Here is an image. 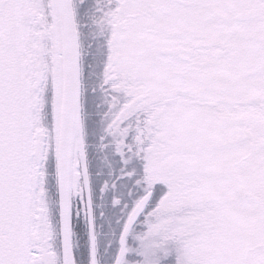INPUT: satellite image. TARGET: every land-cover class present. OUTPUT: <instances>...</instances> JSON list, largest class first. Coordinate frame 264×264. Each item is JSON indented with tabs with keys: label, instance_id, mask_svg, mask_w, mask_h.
<instances>
[{
	"label": "snow or ice",
	"instance_id": "1",
	"mask_svg": "<svg viewBox=\"0 0 264 264\" xmlns=\"http://www.w3.org/2000/svg\"><path fill=\"white\" fill-rule=\"evenodd\" d=\"M0 264H264V0H0Z\"/></svg>",
	"mask_w": 264,
	"mask_h": 264
}]
</instances>
